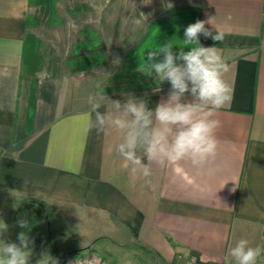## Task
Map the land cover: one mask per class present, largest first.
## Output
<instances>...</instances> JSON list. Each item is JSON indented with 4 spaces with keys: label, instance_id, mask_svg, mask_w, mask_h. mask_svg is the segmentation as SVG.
<instances>
[{
    "label": "crops",
    "instance_id": "1",
    "mask_svg": "<svg viewBox=\"0 0 264 264\" xmlns=\"http://www.w3.org/2000/svg\"><path fill=\"white\" fill-rule=\"evenodd\" d=\"M59 1L0 0V219L9 225L3 238L19 243L17 234L26 231L19 218L30 228L45 218L55 260L99 237L130 245L149 264H235L228 251L238 240L264 247V0H75L92 11L70 36L52 6ZM43 4L53 9L44 18ZM167 5L196 7L198 20L213 18L210 31L225 33L221 42L201 35L200 43L217 47L226 63L231 99L214 115L220 121L214 159L202 168L187 160L153 163L145 178L115 153L119 133L88 127V97L97 91L83 72L96 66L72 71L66 59L75 48L96 45L105 51L99 65L107 50L126 51L124 61ZM53 16L55 22L47 20ZM38 20L54 26L48 33L56 44H67L66 70L44 76L52 61L39 49L40 69L25 72L32 55L25 38ZM170 88L101 92L100 111L129 96L154 108ZM41 208L46 217L39 223L32 213Z\"/></svg>",
    "mask_w": 264,
    "mask_h": 264
},
{
    "label": "clouds",
    "instance_id": "2",
    "mask_svg": "<svg viewBox=\"0 0 264 264\" xmlns=\"http://www.w3.org/2000/svg\"><path fill=\"white\" fill-rule=\"evenodd\" d=\"M143 2L149 4L146 0ZM212 19L189 24L184 29V47L174 48L167 43L158 50L147 51L146 61L143 56V65L148 69L146 75H155L161 83H170L166 101L149 108L145 100L133 96L123 104L107 98L111 111L102 112L104 95L100 91L89 95V129L97 133L109 129L119 133L120 140L114 151L133 175L150 177L153 163L176 164L187 160L193 167L202 168L215 158L218 148L215 133L220 121L214 115L230 101L231 88L223 79L227 65L217 47L200 43L201 35L216 42L224 39L223 31L215 29L213 33L206 27V24L213 26ZM138 70L143 72L141 65ZM185 94H190L192 99H186ZM16 224L30 231L26 218H19ZM8 231L9 225L0 219V264H30L33 241L29 231L17 234L19 243L3 238ZM228 255L235 264H257L264 256V247H253L247 239H240ZM37 264L58 262L45 253Z\"/></svg>",
    "mask_w": 264,
    "mask_h": 264
},
{
    "label": "rangeland",
    "instance_id": "3",
    "mask_svg": "<svg viewBox=\"0 0 264 264\" xmlns=\"http://www.w3.org/2000/svg\"><path fill=\"white\" fill-rule=\"evenodd\" d=\"M53 2V7L59 10L60 14L64 18V23L61 25L62 30L67 31L69 36L72 31L79 29L82 25L86 24L89 21V15H91V7L86 3L75 0H60L58 6ZM177 6H164L160 9V15H166L170 12V9ZM55 22V17H49L47 20ZM45 22V19L44 21ZM41 24V23H40ZM37 25L34 27L32 33L35 39L38 40V50L40 49L45 55L47 60L52 61L49 66L45 65L41 71L44 76H48L54 72L55 68L58 71H64L67 69L64 63V58L67 53V49L64 48L63 44L55 43V35L48 33L54 26L46 25ZM65 45V44H64ZM67 46V44L65 45ZM40 52V51H39ZM125 52L123 50H107V60L104 64L93 67L87 71H84L83 74L88 78V82L91 85V89L94 88L95 91L108 92V91H127L129 90L128 83L121 82L119 80H110V77L116 69L121 66V63L124 59ZM152 76V75H151ZM153 79L157 82L158 85L162 87L171 86L169 82L165 81L161 83L159 78L155 75L152 76ZM40 207V206H39ZM39 216V218L37 217ZM46 217L45 211L43 208L36 212L33 211L32 218L39 219V223H42V217ZM43 224L33 225L30 228L29 236L32 239L33 245L31 251L32 256L30 259V264H37L39 260L43 258V254H48L49 248H57L50 235H46V220L44 218ZM50 228L53 229V223L51 222ZM24 230V229H22ZM51 231V230H49ZM48 233V232H47ZM59 248V247H58ZM89 252H95L106 259L107 262L111 264H149L143 256L140 257V254L133 250L130 245H118L111 238L99 237L96 241H93L87 247L81 249H72L71 251H65L63 256L65 258L77 255V254H87Z\"/></svg>",
    "mask_w": 264,
    "mask_h": 264
},
{
    "label": "trees",
    "instance_id": "4",
    "mask_svg": "<svg viewBox=\"0 0 264 264\" xmlns=\"http://www.w3.org/2000/svg\"><path fill=\"white\" fill-rule=\"evenodd\" d=\"M48 4L41 6L43 10V18L47 11L52 12V8ZM199 10L193 6H177L170 9V12L165 16L154 19L148 26L144 36L132 48L121 66L114 71L110 80H119L128 83L130 90H150L153 88L162 87L153 79V75L148 74V69L143 65V56L147 60V51L158 50L159 46L169 43L174 48L184 47V29L191 23L198 20ZM40 18V17H39ZM40 20L36 24H39ZM84 46H87L84 44ZM28 47L32 48L30 60L25 62V72L34 76L37 70L40 69V53L38 51V42L33 35L27 33L25 38V53L28 52ZM178 52V49H174ZM188 49H185L187 51ZM145 54V55H144ZM162 58V57H161ZM105 59V51L102 48L91 45L89 48H75L69 52L67 56V66L70 70H84L101 64ZM143 72L139 71V67ZM35 78L33 77V86ZM32 86V87H33ZM31 87V101L29 105L28 119L32 116L33 106V89Z\"/></svg>",
    "mask_w": 264,
    "mask_h": 264
},
{
    "label": "built area",
    "instance_id": "5",
    "mask_svg": "<svg viewBox=\"0 0 264 264\" xmlns=\"http://www.w3.org/2000/svg\"><path fill=\"white\" fill-rule=\"evenodd\" d=\"M56 261L58 264H111L95 252L77 254L68 258L59 257Z\"/></svg>",
    "mask_w": 264,
    "mask_h": 264
}]
</instances>
